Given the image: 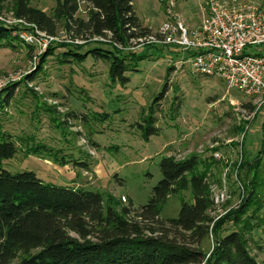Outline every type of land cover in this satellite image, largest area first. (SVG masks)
Returning a JSON list of instances; mask_svg holds the SVG:
<instances>
[{
	"label": "rangeland",
	"instance_id": "obj_1",
	"mask_svg": "<svg viewBox=\"0 0 264 264\" xmlns=\"http://www.w3.org/2000/svg\"><path fill=\"white\" fill-rule=\"evenodd\" d=\"M204 1L132 0V5L142 25L155 33L172 16L195 28L203 19ZM29 5L51 15L55 0H29ZM0 21L18 26L12 0H0ZM65 38L59 27L50 40L42 36L27 44L16 36L12 46L0 44V133L11 134L18 148L12 158L1 162L3 169L12 174L32 171L46 183L97 191L104 208L111 204L120 211L130 203L134 208L147 203L161 179L163 156L180 160L196 154L207 164L212 162L211 192L225 190V199L211 212L213 219L240 205L245 192L239 166L245 156L247 160L257 157L264 144V107L249 110L245 105L255 106L254 98L220 79L193 74L180 53L167 45L146 43V39L120 46L97 37ZM66 44L79 47V52L93 46L120 49L127 59L128 81H112L108 63L99 58L60 62ZM47 49L54 53L30 79ZM137 56L144 58L136 60ZM164 85L163 95L154 103ZM147 116L155 118L159 129L146 139L137 123ZM41 144L49 146L51 157L25 151ZM260 157L259 219L245 237L249 254L264 264V152ZM77 161L87 167L81 168ZM181 200L192 201L189 189L170 195L161 217H176ZM231 229L226 223L221 234ZM212 246L210 235L200 244L207 255Z\"/></svg>",
	"mask_w": 264,
	"mask_h": 264
},
{
	"label": "trees",
	"instance_id": "obj_2",
	"mask_svg": "<svg viewBox=\"0 0 264 264\" xmlns=\"http://www.w3.org/2000/svg\"><path fill=\"white\" fill-rule=\"evenodd\" d=\"M82 5L84 15L80 16ZM12 9L14 18L34 24L47 35L56 36L61 27L69 41L97 37L126 46L151 34L137 17L132 0H55L51 15L30 6L29 0H12ZM19 29V25L0 21V44L12 46ZM63 47L66 50L60 62H82L87 56L99 58L108 63L112 81H128L124 75L127 59L120 49L93 46L79 52V47ZM53 53V49L45 51L30 79L37 76ZM142 58L137 56L136 60ZM165 88L166 85L154 103ZM11 96L12 91L7 92V103ZM245 106L249 110L256 108ZM154 123L153 116L137 123L146 139L158 133ZM17 149L12 135L1 132L0 264H258L248 252L245 233L259 219L258 169L264 144L257 157L247 160L245 156L240 163L245 192L240 205L215 220L209 182L212 162L207 164L196 154L180 160L163 156L159 162L161 179L153 186L147 203L138 208L130 203L117 211L111 204L104 208L97 191L46 183L32 171L12 174L3 169L1 162L12 158ZM25 151L45 158L52 156L44 144ZM76 165L87 167L84 161ZM185 189L190 190L192 201L181 200L176 217L162 218V206L168 197ZM226 223L233 229L221 234ZM209 235L213 246L207 255L200 244Z\"/></svg>",
	"mask_w": 264,
	"mask_h": 264
},
{
	"label": "built area",
	"instance_id": "obj_3",
	"mask_svg": "<svg viewBox=\"0 0 264 264\" xmlns=\"http://www.w3.org/2000/svg\"><path fill=\"white\" fill-rule=\"evenodd\" d=\"M202 12L203 19L195 28L175 16L167 17L155 33L139 41L146 39V43L177 50L193 74L220 79L229 88L254 98L257 109L264 107V3L205 0ZM15 23L21 25L16 35L27 44L38 37H55L23 19L15 18ZM121 199L125 201V197ZM224 199L225 190L211 192L214 207Z\"/></svg>",
	"mask_w": 264,
	"mask_h": 264
}]
</instances>
